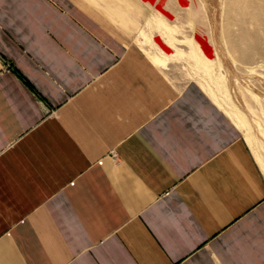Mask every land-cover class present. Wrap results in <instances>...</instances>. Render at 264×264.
<instances>
[{
    "label": "crops",
    "instance_id": "crops-1",
    "mask_svg": "<svg viewBox=\"0 0 264 264\" xmlns=\"http://www.w3.org/2000/svg\"><path fill=\"white\" fill-rule=\"evenodd\" d=\"M0 264H264V171L80 0H0Z\"/></svg>",
    "mask_w": 264,
    "mask_h": 264
},
{
    "label": "rangeland",
    "instance_id": "rangeland-1",
    "mask_svg": "<svg viewBox=\"0 0 264 264\" xmlns=\"http://www.w3.org/2000/svg\"><path fill=\"white\" fill-rule=\"evenodd\" d=\"M80 1L154 63L151 53L167 58V67L156 65L175 85L199 83L240 127L264 171V0ZM126 1L139 9L128 26L115 14ZM139 25L147 40L136 39Z\"/></svg>",
    "mask_w": 264,
    "mask_h": 264
},
{
    "label": "bare ground",
    "instance_id": "bare-ground-1",
    "mask_svg": "<svg viewBox=\"0 0 264 264\" xmlns=\"http://www.w3.org/2000/svg\"><path fill=\"white\" fill-rule=\"evenodd\" d=\"M126 4H127L125 6L126 8L120 7V4H119L115 14H117L122 19V21L125 23V25L128 26L131 24V22L137 21V14L139 13V9L136 8V10L132 11L130 10L131 8L127 9V6H130L131 4L128 1H126ZM130 11L134 12V14H131ZM139 28H140L139 29L140 37H137L136 39H138V41H140L141 39L147 40L148 35L145 31V28L143 26H140ZM151 55L154 58L156 63H158L162 67H167V64H168L167 58L162 57L161 55L153 54V53H151ZM204 55L206 56L205 52H204Z\"/></svg>",
    "mask_w": 264,
    "mask_h": 264
}]
</instances>
